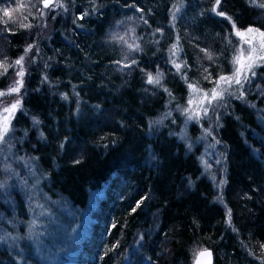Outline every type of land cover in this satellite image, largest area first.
<instances>
[{"label": "trees", "instance_id": "obj_1", "mask_svg": "<svg viewBox=\"0 0 264 264\" xmlns=\"http://www.w3.org/2000/svg\"><path fill=\"white\" fill-rule=\"evenodd\" d=\"M61 2L0 0V62L8 66L0 89L14 84L10 65L33 45L12 95L20 106L11 136L14 152L33 159L49 211L41 221L50 222L32 230L23 188L0 159V264H193L203 248L213 264H264V65L242 99L225 93L186 123L189 89L169 62L179 36L177 62L187 61L189 82L205 89L204 69L213 78L231 71L237 38L210 11L215 0ZM260 4L222 0L219 10L239 29L264 30ZM114 34L141 50L129 52ZM157 65L160 86L147 83ZM38 234L63 247L52 263L35 248Z\"/></svg>", "mask_w": 264, "mask_h": 264}, {"label": "snow or ice", "instance_id": "obj_2", "mask_svg": "<svg viewBox=\"0 0 264 264\" xmlns=\"http://www.w3.org/2000/svg\"><path fill=\"white\" fill-rule=\"evenodd\" d=\"M40 2L43 4L44 8L53 7L56 4H59L61 7H63V4L61 0H40ZM90 2L95 5V0H90ZM250 3L256 4V0H249ZM222 4V0H215L213 6L211 7L210 11L214 13L216 16L223 18L226 20L229 24H231L232 27V33L235 36L240 38L241 45H247V47H239L236 48L233 54V57L230 61V63L233 66V70L231 74L224 75L221 74L216 78H213L212 74L208 72V69H204L205 75L203 78L205 80H210L213 83V87L208 90H203L198 87V82H189L187 72H183L182 69H186L189 67L186 60L177 62V57L180 55L182 49L179 46V36H177V42H174L170 48H169V62L172 64V66L175 68L176 73L181 76V79H183L189 89V100H188V107H185L181 109L182 113L186 115L187 120H198L201 116L207 115L209 112V106H213L215 101H219L223 98L224 94L227 92L229 95H234V92H231V86L236 85L238 89H242L244 87L245 82H250V76L254 77L256 76L255 68L264 65V30H261L260 28H256L253 26H249L248 28L241 30L237 27L235 21L232 19L231 16H229L226 12L220 11L219 8ZM34 6V5H33ZM24 5H18V8H22ZM259 7L264 8V4H260ZM95 11V7L92 9ZM137 11L142 12L143 9H137ZM175 11H178V6L174 5V11L172 15V19L175 20ZM89 13L87 11L80 14L78 19H83L85 16H87ZM3 15L5 17L11 18V13L9 8L5 7L3 9ZM41 15H43V12H41ZM131 19V18H129ZM141 20H143V17H141ZM75 23V21H73ZM145 24H147V20H143ZM122 23L121 21H117V24ZM21 27L23 28H30V24H21ZM129 33L134 32L135 29H129ZM157 32H162V29H156ZM225 37L226 40H228V43L231 44L230 35ZM112 39L119 40L126 44L127 49L129 52L132 51H140V45L135 42H128L124 36L119 35H113ZM198 47V45H197ZM33 45L29 44L24 49V55L20 56L18 59L14 60L11 67L19 66V71H17L16 76L19 77L14 83V86H11L6 92L0 91V103H2V98L8 95H11L13 93H18L23 87V77L25 75V69H24V61L25 56L32 50ZM201 52L204 53L205 57L209 61L214 60L213 54L208 49H200ZM118 65L122 64L121 61H116ZM135 60H131L129 64H122V67L128 68L132 65H136ZM0 67L4 68V73H0V75H3L7 72L8 66L5 65L3 62H0ZM141 71H145L144 69H141ZM147 76V83L151 85H161V80L163 79L164 72L161 70L160 66L157 65L155 74L153 72L148 71L146 72ZM166 92H169L168 89H165ZM202 93V98L198 101L195 100V96L197 94ZM169 95L171 96V93L169 92ZM244 93L241 91L239 98H243ZM65 98H67L65 96ZM196 103L197 107L200 109L199 111L196 110V108L193 107V104ZM20 101L17 99L15 103H12L10 107H5L3 109L4 113H8L9 115L2 117V122H0V143H4L7 139L6 134L10 131V116L11 114H14L15 111L19 108ZM205 133L210 135L211 133L208 131V129H205ZM80 161H75V163H79ZM5 186L4 182H0V188H3ZM144 198H141L143 200ZM141 204V201L136 202V207H139ZM136 208L132 209V212H135ZM230 223V219H229ZM115 227V225H113ZM116 245H113V248H115ZM261 248H264V244L261 245ZM211 252H209L207 249H202L198 253H196L197 256V264H200L199 257L207 256L209 258L208 264H211L210 258H211Z\"/></svg>", "mask_w": 264, "mask_h": 264}, {"label": "rangeland", "instance_id": "obj_3", "mask_svg": "<svg viewBox=\"0 0 264 264\" xmlns=\"http://www.w3.org/2000/svg\"><path fill=\"white\" fill-rule=\"evenodd\" d=\"M255 27V26H253ZM248 28V27H246ZM246 28H243L241 30H244ZM258 28V27H256ZM262 30V29H261ZM237 44H236V48H239L241 46L243 47H247V45H241L240 43V38L237 37ZM233 57V56H232ZM232 65V64H231ZM25 66V65H24ZM256 69V68H255ZM254 69V70H255ZM0 70H3V67H0ZM233 70V66L231 67V71L229 73H224V75H228L231 74ZM17 71H19V66L15 67V76L13 78V82L15 83V81L17 79H19V77L16 76ZM251 76H250V80H251ZM247 82H245L246 84ZM244 84V85H245ZM14 86V84L12 85ZM11 86L7 87L6 89H0V91H7ZM213 87V83L207 87V88H200L203 90H208L211 89ZM231 92H234L235 94L240 93L241 91H243L242 89H238V87L236 85H232ZM227 93V92H226ZM15 93L6 96V99H4V97L2 98V103H0V122H2V117L9 115L8 113H4L3 109L5 107H10V105L13 103V99ZM202 98V93L201 94H197L195 96V100H199ZM188 100H189V93H188V98H187V102H186V107H188ZM193 107L196 108L197 111H199L200 109L197 107L196 103L193 104ZM210 108V106H209ZM17 111V110H16ZM15 111V113H16ZM14 113V114H15ZM14 114H11L10 116V131L6 134L7 139L4 143H0V159L2 164V167L4 169H6L7 171H10V173H12V175L14 176V179L16 181V183L18 182L19 187L23 188V193L25 194V197L27 199V203L30 206L29 209V223L31 224L32 230L36 229L38 230L39 228L49 225V223H43L41 221V219H43L45 216L49 215V211L47 210V206H46V197L42 194V192L39 189L38 186V182L37 180V175L35 172V165L33 162L32 158H28L24 155H19L16 154L13 150V146H12V136H11V124H12V118L14 116ZM204 115L201 114L200 118L198 120L194 119V120H187V118H185L186 123L190 122V121H200V119H202ZM31 227H30V231H31ZM41 231V230H40ZM42 232V231H41ZM41 234H38L37 236H35V248L40 249L41 247L46 251H45V257L49 258L47 259L48 262L52 263L54 261V256H52V254L54 253H59L64 251L63 247L61 245H59L58 242H51L53 245H48L49 243L45 242L42 238H41ZM66 252V251H65Z\"/></svg>", "mask_w": 264, "mask_h": 264}, {"label": "water", "instance_id": "obj_4", "mask_svg": "<svg viewBox=\"0 0 264 264\" xmlns=\"http://www.w3.org/2000/svg\"><path fill=\"white\" fill-rule=\"evenodd\" d=\"M203 249H207L209 252H211L212 255H211L210 261H211V264H213V251H212V249L211 248H203ZM208 260H209V258L207 256L199 257L200 264H208ZM193 264H197V256H195Z\"/></svg>", "mask_w": 264, "mask_h": 264}]
</instances>
